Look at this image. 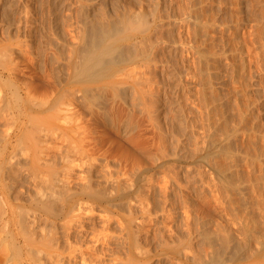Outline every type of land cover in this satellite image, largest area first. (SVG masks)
I'll use <instances>...</instances> for the list:
<instances>
[{"label": "rangeland", "instance_id": "1", "mask_svg": "<svg viewBox=\"0 0 264 264\" xmlns=\"http://www.w3.org/2000/svg\"><path fill=\"white\" fill-rule=\"evenodd\" d=\"M81 6H89L90 14L103 20L106 14L145 13L150 26L143 44L149 56L147 60L138 61L132 73L125 67L128 76L124 71L116 77L122 81L119 86L128 89L125 102L119 97L115 99L116 105L114 101L111 104L114 107L110 111L113 126H107L101 116L98 119L89 117L91 110H86L81 100L82 105L77 102L74 106L76 114L73 109L75 115L70 117L68 113L62 122L63 126L80 124V131L84 125L90 130L84 145L92 159L85 156L73 161L68 175L70 187L78 189L90 181L96 188L114 192L118 186L133 184L135 192L129 201H116L111 206L85 199L66 228L62 224L56 226L58 243L54 249L57 250L52 253L53 261L46 257L45 262L129 263L122 220L131 218L132 222L135 220L134 231L139 228L136 233L138 244L150 250L153 256L148 261L129 264H197V259L206 261L210 245L201 236L203 226L219 237L230 235L243 247L238 259L225 264H264V249L255 254L260 249L259 241H264V41L259 34L264 0L0 1V54L3 55V48L8 45L11 53L9 51L7 55L10 54L9 60L17 69L14 72L15 68L9 66L7 55L6 59L0 57V63H6V66L0 64V154L3 153V130L7 126L4 119L6 117L8 122L9 116V112L7 116L3 114V107L11 95L3 81L14 69L15 84L30 82L40 98L43 94L56 97L63 91L73 49L80 41ZM193 6L200 12V22L208 26L206 42H213L211 49L217 55L224 54L210 69V72L218 71L219 75L218 79H211L214 87L222 94L232 88H244L246 93L241 101L250 109L248 131L241 128L233 142L238 147L235 153L245 188L247 212L234 206L238 205L236 200L235 204L229 202L214 171L204 161L197 160V154L204 152L209 126L205 103L199 93L201 79L193 49L196 45L192 38L195 24L189 14ZM234 46L240 51L237 80L231 79V49ZM109 83L111 81L99 82L101 85ZM240 84L243 87L240 88ZM46 114L42 115V120ZM243 139L248 142V150ZM243 147L245 149L241 150ZM246 150L253 156V166ZM207 163L211 164V161ZM13 164L10 169L15 167L10 173L15 185L9 182L13 189L9 194L12 198H24L29 188L24 169L27 164L21 159ZM0 185L3 187L1 159ZM2 210L3 191L0 190V264H12L5 261L3 252ZM248 212L253 217H247L245 213ZM251 222L257 223L253 228L259 231L249 234L248 229L254 225ZM176 246L182 247L181 253L185 249L184 254L190 258L188 262L179 263L175 259L171 250Z\"/></svg>", "mask_w": 264, "mask_h": 264}, {"label": "bare ground", "instance_id": "2", "mask_svg": "<svg viewBox=\"0 0 264 264\" xmlns=\"http://www.w3.org/2000/svg\"><path fill=\"white\" fill-rule=\"evenodd\" d=\"M80 11L82 14L80 41L73 49L66 86L63 91L57 93L56 97H49L48 94H43V98L38 97V91L34 89V86H30V82L17 83L16 85L14 81L16 73L14 72H17V69L9 60L10 54L7 55V52L11 53V49L6 45L2 51L3 58L7 55L8 63H11L8 65H14L15 68L14 72L13 67L10 68L13 69L12 73L9 71L8 79L3 81V85L8 87L11 95L3 107V114L8 115L9 112L10 118L8 116V122H6L7 119L4 116V123L7 126L6 130H3V153L0 154V159L3 160V187L0 185V190L3 191V252L6 256L5 261H11L12 264H48L45 262V258L51 259L53 251L57 250L54 249L58 243L56 226L62 224L61 226L66 228L71 223V218H75L74 215L81 209L85 199L111 206L116 201L128 200L135 192L133 184H128L129 186L125 184L127 187L125 185L118 186L114 192H108L105 189L94 187L90 181L78 189H72L68 175L73 161L91 156L88 153V148H85L84 145L90 130L84 125L82 126L83 131H80V124L69 123L63 126L62 122L65 121L68 113H70V117L76 114L74 106L81 100L83 106L87 107L86 110H91V112L88 111L91 114L89 117L98 119L97 117L101 116V119L104 118L103 120L107 122V126H113L114 122L110 111L114 107L111 104L114 101L113 104L116 105L115 99L119 97L123 102L128 89L119 86L122 81L116 77L124 74L125 67L132 73L136 69V63L140 60H147L149 56L148 51L145 50V44H143L149 31L146 29L150 26L145 20L147 15L143 12L132 11V13L130 11L131 13L127 12L128 14L120 12L122 15L106 14L105 20H103L96 15H91L89 6H81ZM189 14L193 16L195 24L192 38L195 39L193 41L196 45L191 46L197 55L198 76L201 79L199 93L205 103L209 126L204 152L197 154V160L204 161L214 171L225 197H229V202L233 203L236 200L238 205L234 202V206L246 209L245 212H247L248 203L244 193L245 188L238 172L239 160L235 153V148L238 147L234 143L241 128L248 131L250 109L248 104L244 105L241 101L246 97V93L244 88H241L243 87L241 84V89L232 88L226 94H222L214 87L211 79H218L219 75L218 71L210 72V69L224 54L217 55L211 49L213 42H206L208 33L205 34V31L208 30V26L200 22L198 8L193 6ZM140 27L142 28L140 29ZM259 34L264 41V13L259 24ZM239 55V47L231 49L233 60L231 64L233 78L231 79L235 80L240 75ZM2 56L0 54L1 59ZM4 69L6 68L4 67ZM128 74L124 75L128 76ZM101 81H111V83L101 85L99 84ZM132 96V103L135 104V96ZM82 103L80 104L82 105ZM73 109L75 114H72ZM44 113L49 115L46 114V118L42 120ZM115 116L116 114L113 118ZM211 118H214V122H211ZM232 123L234 125L231 127ZM76 134L80 137H75ZM245 136L247 137L246 133ZM243 142L248 143L245 139ZM248 148L247 144L246 149L248 150ZM243 149L245 147L241 150ZM247 150L246 155L253 166V156ZM20 159L27 164V166L23 165L26 167L24 169L29 178V188L26 190V197L13 196L12 198L9 192H12L13 189L10 188L12 185L9 187V182H12L11 169L15 166L11 169L10 167L13 162L20 161ZM210 161L211 164L207 163ZM15 164L17 163L13 165ZM13 184L15 185V183ZM249 213H245V215L253 217ZM250 220L254 221L251 218ZM133 222L131 218L122 220L123 230L126 231L127 258L129 263L148 261L153 254L138 244L136 233L139 228L135 232L132 227ZM255 223H252L254 224L252 229H248L249 234H251L250 231H259L253 228L257 224ZM201 236L210 247L206 254L207 260L199 261L196 258L197 264H225L227 261H235L240 256L243 247L241 248L237 242L235 243L230 235L220 236V238L219 235L212 234L203 226ZM258 244L260 249H255L257 255L264 249V241H259ZM181 248V246H176L171 251L179 263H186L189 261L187 260L189 257L187 258V253L184 254V248L182 256ZM252 252L254 253V250ZM42 255L44 256L42 257ZM129 263L127 261V264Z\"/></svg>", "mask_w": 264, "mask_h": 264}]
</instances>
